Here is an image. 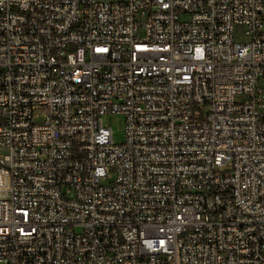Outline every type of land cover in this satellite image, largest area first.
<instances>
[{"label":"built area","instance_id":"1","mask_svg":"<svg viewBox=\"0 0 264 264\" xmlns=\"http://www.w3.org/2000/svg\"><path fill=\"white\" fill-rule=\"evenodd\" d=\"M1 149L0 264H264V0H0Z\"/></svg>","mask_w":264,"mask_h":264},{"label":"rangeland","instance_id":"2","mask_svg":"<svg viewBox=\"0 0 264 264\" xmlns=\"http://www.w3.org/2000/svg\"><path fill=\"white\" fill-rule=\"evenodd\" d=\"M244 29L238 27L235 30L236 40H244ZM41 117L37 118L36 121H39ZM103 122L105 125L109 126L113 130L114 140L116 142H122L125 138V117L122 114H107L103 117ZM5 150L1 149L0 154H4Z\"/></svg>","mask_w":264,"mask_h":264}]
</instances>
